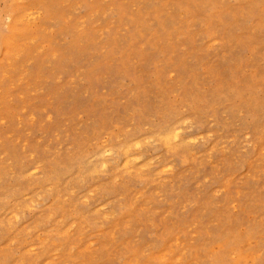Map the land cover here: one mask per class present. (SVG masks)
<instances>
[{
  "label": "rangeland",
  "instance_id": "1",
  "mask_svg": "<svg viewBox=\"0 0 264 264\" xmlns=\"http://www.w3.org/2000/svg\"><path fill=\"white\" fill-rule=\"evenodd\" d=\"M0 264H264V0H0Z\"/></svg>",
  "mask_w": 264,
  "mask_h": 264
},
{
  "label": "bare ground",
  "instance_id": "2",
  "mask_svg": "<svg viewBox=\"0 0 264 264\" xmlns=\"http://www.w3.org/2000/svg\"><path fill=\"white\" fill-rule=\"evenodd\" d=\"M171 132H172V131H171ZM175 134H176V135H175ZM175 134H174L175 136H174V135H172V136H173V139L176 141V139H177L176 136H177V134H180V132H179V133H176V132H175ZM169 135H171V134H169ZM178 136H179V135H178ZM168 137H170V136H168ZM175 138H176V139H175ZM169 141H170V140H169ZM172 141H173V140H172ZM136 143H137V142H136ZM179 143H180V142H179ZM169 144H170V143H169ZM106 153H107V152H106ZM104 155H105V154H104ZM128 158H129V157H128ZM123 167H124V166H123ZM125 167H126V166H125ZM155 194H156V193H155Z\"/></svg>",
  "mask_w": 264,
  "mask_h": 264
}]
</instances>
